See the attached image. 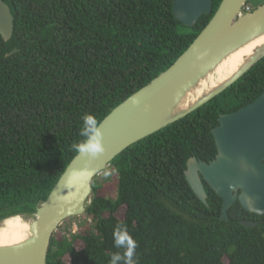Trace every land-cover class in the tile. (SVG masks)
<instances>
[{
	"label": "trees",
	"instance_id": "trees-1",
	"mask_svg": "<svg viewBox=\"0 0 264 264\" xmlns=\"http://www.w3.org/2000/svg\"><path fill=\"white\" fill-rule=\"evenodd\" d=\"M4 1L14 30L8 41L0 34V220L35 212L77 154L81 117L100 123L170 67L222 0L193 27L177 19L174 0ZM263 93L264 57L200 108L125 149L110 165L117 197L101 195L95 178L91 206L74 216L84 225L71 237L55 232L47 263L109 264L122 252L112 235L120 224L138 242V264H264V215L237 200L224 220L223 199L204 180V203L185 176L189 158L216 157L219 117Z\"/></svg>",
	"mask_w": 264,
	"mask_h": 264
},
{
	"label": "water",
	"instance_id": "water-1",
	"mask_svg": "<svg viewBox=\"0 0 264 264\" xmlns=\"http://www.w3.org/2000/svg\"><path fill=\"white\" fill-rule=\"evenodd\" d=\"M248 1L222 0L176 61L99 123L104 151L95 157L77 153L49 196L36 204L35 212L20 214L28 221L30 235L21 242L0 245V264H48L52 236L64 220L87 211L92 204L94 179L119 154L203 106L264 57L263 40L230 77L182 105L187 94L227 56L264 35V3L245 10ZM173 11L179 21L193 27L203 14L213 12V0H174ZM13 30L11 9L0 0V34L5 41L11 39ZM212 134L218 149L216 157L205 162L193 156L187 162L185 176L193 191L207 203L205 180L223 199L224 220L229 219L228 210L237 200L246 210L264 215V93L237 111L221 115ZM242 224L254 227L257 222Z\"/></svg>",
	"mask_w": 264,
	"mask_h": 264
},
{
	"label": "bare ground",
	"instance_id": "bare-ground-1",
	"mask_svg": "<svg viewBox=\"0 0 264 264\" xmlns=\"http://www.w3.org/2000/svg\"><path fill=\"white\" fill-rule=\"evenodd\" d=\"M263 40L264 35L255 38L227 56L214 71L187 94L182 105H185L187 101L196 100L209 89L230 77L251 56L253 50L262 44ZM29 235L28 221L25 216L15 215L0 220V245L21 242Z\"/></svg>",
	"mask_w": 264,
	"mask_h": 264
},
{
	"label": "clouds",
	"instance_id": "clouds-1",
	"mask_svg": "<svg viewBox=\"0 0 264 264\" xmlns=\"http://www.w3.org/2000/svg\"><path fill=\"white\" fill-rule=\"evenodd\" d=\"M82 127L79 135L84 139L79 143H74V150L84 156L95 157L104 151L103 132L101 126L93 114L85 113L82 117ZM113 175L112 170H104L105 179ZM113 240L117 249L122 252L113 254L109 264H138L137 248L138 242L134 239L127 227L117 224L113 230Z\"/></svg>",
	"mask_w": 264,
	"mask_h": 264
},
{
	"label": "rangeland",
	"instance_id": "rangeland-1",
	"mask_svg": "<svg viewBox=\"0 0 264 264\" xmlns=\"http://www.w3.org/2000/svg\"><path fill=\"white\" fill-rule=\"evenodd\" d=\"M254 1L256 2L257 0H251L249 6L252 7V5L255 4ZM106 170H112L113 175L105 179L102 172L96 177V180L101 184L100 194L104 197L115 199L118 194V174L114 167H108ZM121 210H124V208ZM119 215L122 216V211L119 213ZM78 222H81L79 226ZM82 222L83 221L81 218L72 217L64 220L63 223L58 227V229L66 237H71L72 235L79 232L80 226L84 225ZM78 245H82V243L78 242Z\"/></svg>",
	"mask_w": 264,
	"mask_h": 264
},
{
	"label": "built area",
	"instance_id": "built-area-1",
	"mask_svg": "<svg viewBox=\"0 0 264 264\" xmlns=\"http://www.w3.org/2000/svg\"><path fill=\"white\" fill-rule=\"evenodd\" d=\"M245 10H251V8H250V6L249 5H247L246 7H245ZM63 223V222H62ZM81 222H78V226H79V224H80ZM83 223V222H82ZM77 226V225H76Z\"/></svg>",
	"mask_w": 264,
	"mask_h": 264
}]
</instances>
